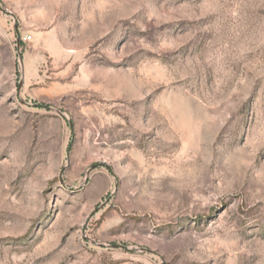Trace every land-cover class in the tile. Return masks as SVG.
Returning a JSON list of instances; mask_svg holds the SVG:
<instances>
[{
	"label": "rangeland",
	"instance_id": "374dc122",
	"mask_svg": "<svg viewBox=\"0 0 264 264\" xmlns=\"http://www.w3.org/2000/svg\"><path fill=\"white\" fill-rule=\"evenodd\" d=\"M0 264H264V0H0Z\"/></svg>",
	"mask_w": 264,
	"mask_h": 264
}]
</instances>
